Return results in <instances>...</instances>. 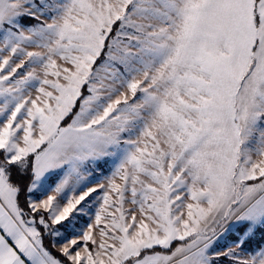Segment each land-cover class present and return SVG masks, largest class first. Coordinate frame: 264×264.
Here are the masks:
<instances>
[{
    "label": "snow or ice",
    "instance_id": "1",
    "mask_svg": "<svg viewBox=\"0 0 264 264\" xmlns=\"http://www.w3.org/2000/svg\"><path fill=\"white\" fill-rule=\"evenodd\" d=\"M0 264H264V0H0Z\"/></svg>",
    "mask_w": 264,
    "mask_h": 264
}]
</instances>
